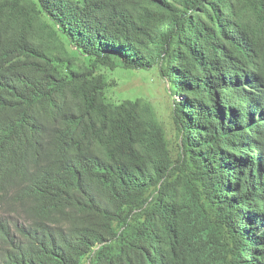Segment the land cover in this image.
Returning <instances> with one entry per match:
<instances>
[{
	"label": "trees",
	"instance_id": "16d2710c",
	"mask_svg": "<svg viewBox=\"0 0 264 264\" xmlns=\"http://www.w3.org/2000/svg\"><path fill=\"white\" fill-rule=\"evenodd\" d=\"M0 264H264V0H0Z\"/></svg>",
	"mask_w": 264,
	"mask_h": 264
},
{
	"label": "rangeland",
	"instance_id": "374dc122",
	"mask_svg": "<svg viewBox=\"0 0 264 264\" xmlns=\"http://www.w3.org/2000/svg\"><path fill=\"white\" fill-rule=\"evenodd\" d=\"M158 73L157 68L137 71L119 67L110 75L111 79H116L118 82L116 87L111 88L110 99L115 102L124 99H150L154 103L158 115L167 123L170 135H174L170 123L169 103H172L175 97L169 96L167 91L169 82Z\"/></svg>",
	"mask_w": 264,
	"mask_h": 264
}]
</instances>
